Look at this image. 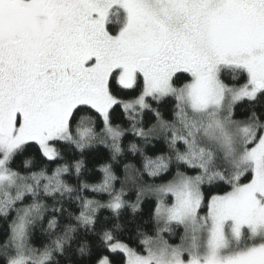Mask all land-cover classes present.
<instances>
[{
    "label": "rangeland",
    "instance_id": "rangeland-1",
    "mask_svg": "<svg viewBox=\"0 0 264 264\" xmlns=\"http://www.w3.org/2000/svg\"><path fill=\"white\" fill-rule=\"evenodd\" d=\"M113 7L124 17L115 36L107 28ZM183 15L198 25L193 35H182L179 59L163 56L165 17L178 20ZM0 43L9 50L17 44L36 47L38 52L30 56L37 72L67 54L88 62L84 67L75 59L78 78L56 81L54 88L46 86L44 73L37 75V82L26 70L11 81L0 80V100L9 105L0 112V189L8 191L13 174L7 165L23 144L35 142L47 158L57 156L51 143L69 137L77 106L97 110L115 139L118 131L110 124L109 112L116 103L131 111L145 108L148 97L176 96L187 106L183 115L193 117L186 134H177L189 146L185 159L198 161L207 147H217L238 164L250 165L253 178L213 196L206 214L201 212L202 181L197 176L177 175L164 184L142 186L140 197L149 195L157 202L158 238L144 255L123 243H114L111 250L123 252L126 264H264V132L258 139L255 127L234 118L237 102L255 99L264 90L260 20L233 0H0ZM48 51L49 58L42 59ZM233 67L246 71V83L237 86L220 79L223 68ZM116 70L119 84L126 88L135 85L138 74L143 76L139 98L120 101L110 94L109 79ZM178 72L190 74L191 81L176 87ZM229 79L236 76L230 74ZM29 213L26 208L11 229L10 242L18 252L28 250ZM173 223L185 230L177 244L162 238ZM23 262L46 264V258L31 251L11 258L9 264ZM99 264L109 261L104 258Z\"/></svg>",
    "mask_w": 264,
    "mask_h": 264
},
{
    "label": "trees",
    "instance_id": "trees-1",
    "mask_svg": "<svg viewBox=\"0 0 264 264\" xmlns=\"http://www.w3.org/2000/svg\"><path fill=\"white\" fill-rule=\"evenodd\" d=\"M114 10L107 25L113 36L124 23L123 13ZM118 74L114 71L109 79L113 97L132 101L143 94L141 74L130 88L119 84ZM230 74L236 80L231 81ZM191 78L178 72L173 82L182 87ZM220 79L239 86L247 82L248 74L241 68H223ZM185 108L171 95L148 97L145 108L131 111L118 102L109 112L110 124L118 131L114 139L97 110L79 105L69 121V137L51 143L55 158H47L35 142L20 146L7 165L13 174L9 189H0V264L31 251L44 256L46 264H99L104 258L109 264H126L123 252L111 250L114 243L144 255L158 238L157 202L149 195L140 197L142 186L164 184L177 175L197 176L202 181L201 212L206 214L213 196L249 183L251 166L238 164L217 147H207L198 161L185 159L188 143L177 138L178 133L186 134L193 119L183 115ZM234 118L255 127L259 139L264 132V90L255 99L237 102ZM167 203H173L171 196ZM26 208L28 250L18 252L10 242L11 229ZM184 232L182 225L173 223L162 238L177 244Z\"/></svg>",
    "mask_w": 264,
    "mask_h": 264
},
{
    "label": "flooded vegetation",
    "instance_id": "flooded-vegetation-1",
    "mask_svg": "<svg viewBox=\"0 0 264 264\" xmlns=\"http://www.w3.org/2000/svg\"><path fill=\"white\" fill-rule=\"evenodd\" d=\"M234 3L238 4L242 7L247 15L254 17L260 20L261 23L264 24V0H233ZM211 8H213L210 5ZM206 11H209V7L207 6ZM166 27L164 29L165 32V40L164 46L167 47V50L163 51V56H167L170 58H178L182 56L183 53L179 51L180 48V40L183 34L193 35L192 28L198 25V22L191 21L187 16L183 15L182 18L176 19L175 17H165ZM167 28V29H166ZM33 51H37V48L31 44H17L13 50H9L5 44L0 43V80L8 81L13 80L17 74H23V70L25 72L34 75L33 77L37 81V75L40 73H44L47 75V79L49 80L46 83L48 88H54L55 82H65L70 78L75 79L77 77V67L75 66L76 60L80 61L84 65L88 64L82 60V58H75L76 55H69L68 57L62 56L60 61L52 62L49 67H46L43 71L37 72L35 68V59L31 58L30 54ZM85 51V49H84ZM38 52V51H37ZM48 51L44 56H41L42 59L49 58L51 55ZM57 53L56 50H52L51 53ZM167 54V55H166ZM71 57V58H70ZM92 57V56H91ZM76 59V60H75ZM179 59V58H178ZM91 67V66H87ZM38 82V81H37ZM1 98V94H0ZM3 100H0V112L2 109L8 107L9 105H3ZM17 115H19L17 113ZM19 118V116H17ZM20 120V119H18ZM247 233L246 231L244 234ZM247 239V238H245ZM246 244H249L246 243ZM259 244L253 246V248L257 247Z\"/></svg>",
    "mask_w": 264,
    "mask_h": 264
}]
</instances>
